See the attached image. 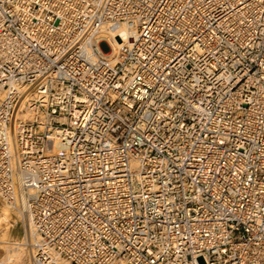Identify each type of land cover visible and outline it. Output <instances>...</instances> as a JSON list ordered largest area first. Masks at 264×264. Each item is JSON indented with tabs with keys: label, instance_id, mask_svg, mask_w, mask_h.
<instances>
[{
	"label": "built area",
	"instance_id": "obj_1",
	"mask_svg": "<svg viewBox=\"0 0 264 264\" xmlns=\"http://www.w3.org/2000/svg\"><path fill=\"white\" fill-rule=\"evenodd\" d=\"M0 200L36 264H264V0H0Z\"/></svg>",
	"mask_w": 264,
	"mask_h": 264
},
{
	"label": "rangeland",
	"instance_id": "obj_2",
	"mask_svg": "<svg viewBox=\"0 0 264 264\" xmlns=\"http://www.w3.org/2000/svg\"><path fill=\"white\" fill-rule=\"evenodd\" d=\"M4 207L6 208V204L0 200V216L2 214V208ZM9 209L7 210H8V213L10 214L11 224L10 223L7 224L6 222L2 221L0 225V264H2L1 262L3 259H6L8 250H10L9 251L10 255L14 254L16 252V247L18 248V246L20 247L22 246L19 252L23 253L22 257L24 258V260H26L25 264H35L33 257H32V253L30 251V247L28 245L30 243L29 237L25 235L26 238L25 237L23 238V227L24 226L26 230V224H24V219L20 216V214H18L11 208ZM26 241H28V243H26ZM18 243L20 244L18 245ZM10 257H11V260L9 261L7 260L8 262L6 264H14L13 263L14 256L11 255ZM121 261L122 259L117 260L114 264H121Z\"/></svg>",
	"mask_w": 264,
	"mask_h": 264
},
{
	"label": "bare ground",
	"instance_id": "obj_3",
	"mask_svg": "<svg viewBox=\"0 0 264 264\" xmlns=\"http://www.w3.org/2000/svg\"><path fill=\"white\" fill-rule=\"evenodd\" d=\"M8 207V208H7ZM10 207L8 205H6V208H2V214L0 216V225L3 222H6L7 224L10 223V214L8 213V210ZM10 210V209H9ZM20 216L24 219V224H26V236L29 237V240L30 242L34 243V242H37V239L34 237V234L33 232L29 229V224H28V220H27V217L23 214L20 213ZM15 222V220H14ZM11 224V223H10ZM8 227V226H7ZM3 228V227H2ZM6 231V230H5ZM4 231V233H5ZM6 235V234H5ZM6 240V239H5ZM12 244V243H11ZM20 243H18L19 245ZM31 244V243H30ZM29 245V244H28ZM22 248V246H18V248L16 247V252L14 254H11L12 256H14V260H13V263L14 264H25V261L24 258L22 257L23 256V253L22 252H19L20 249ZM9 251L8 250V253H7V257L6 259H3L2 260V264H6L9 260H11V255L9 254ZM31 251V249H30ZM8 260V261H7ZM36 264V263H35ZM61 264H65V262H61ZM121 264H126L123 260L121 261Z\"/></svg>",
	"mask_w": 264,
	"mask_h": 264
}]
</instances>
